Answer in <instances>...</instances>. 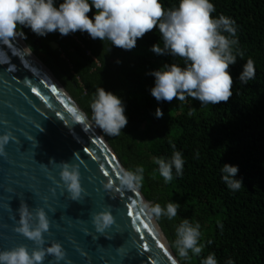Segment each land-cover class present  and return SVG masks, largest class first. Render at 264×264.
Instances as JSON below:
<instances>
[{"label":"trees","instance_id":"trees-1","mask_svg":"<svg viewBox=\"0 0 264 264\" xmlns=\"http://www.w3.org/2000/svg\"><path fill=\"white\" fill-rule=\"evenodd\" d=\"M62 2L54 0L57 7ZM159 2L168 10L179 0ZM209 2L215 6L213 18L223 14L236 22V50L243 53L229 66L233 95L216 105H201L190 97L184 102L175 98L158 102L151 96L155 78L148 73L164 64L185 66L179 57L150 51L158 43L163 47L158 29L139 38L132 50L111 46L107 39L94 40L86 32L40 37L30 28L20 31L89 119L97 87L122 100L127 125L116 137L101 132L125 169L145 168L140 191L149 202L180 205L176 218L157 222L181 264H201L210 253L218 264L228 260L264 264V0ZM94 13L92 9L89 18ZM248 59L254 61L256 74L243 85L239 76ZM157 109L162 117L155 115ZM174 150L182 153L183 174L177 177L173 169L172 181L165 183L154 160L170 159ZM225 164L238 167L234 177L242 181L238 191L229 190L222 181ZM183 219L200 224L204 245L199 256L189 252V260L180 258L172 246L175 227Z\"/></svg>","mask_w":264,"mask_h":264},{"label":"clouds","instance_id":"clouds-1","mask_svg":"<svg viewBox=\"0 0 264 264\" xmlns=\"http://www.w3.org/2000/svg\"><path fill=\"white\" fill-rule=\"evenodd\" d=\"M92 9L95 13L89 18L88 13ZM214 12L215 6L209 0H179L178 6L168 10L159 0H63L58 7L54 0H0V42L7 44L17 37L26 39L20 31L21 27H26L40 37L53 32H59L61 36L86 32L94 40L102 42L107 39L111 46L132 50L139 38L158 29L163 47L158 43L150 51L158 56L170 54L179 57L185 66L164 64L160 70L148 73L155 78L151 96L158 102H171L174 98L184 102L190 97L200 101L201 105H216L228 102L233 95L234 82L229 66L236 63L237 56L243 58V53L236 50L239 43L235 38L236 22L223 14L213 18ZM24 50L31 54L30 47ZM255 74L254 61L248 59L239 76L240 83L247 85ZM90 110L94 125L109 137L119 136L127 125L122 100L101 87L93 93ZM73 114L77 123L83 122L84 116ZM155 115L159 118L163 113L157 109ZM40 129V132L44 131L41 126ZM12 139L11 132L0 134V157L6 158L5 147ZM171 147L175 149L174 144ZM53 162L49 160V163ZM154 162L165 183L172 181L173 169L177 177L183 174L185 161L180 151L174 150L170 159L159 157ZM55 166L59 169L58 186H63L69 200L81 201L84 189L79 167L63 161ZM221 171L222 181L229 190L241 189L242 181L234 179L238 167L225 164ZM144 173L145 168L140 165L134 170L119 167L116 172L117 191L124 189L138 193L143 186ZM103 187L105 191H110L114 185L109 181ZM45 204L47 206L46 198ZM179 208L180 205L172 202L165 206L143 200L138 202L139 212L152 221H159L162 217L172 220L177 217ZM17 212L18 226L13 231L31 241L34 247L30 250L27 245L21 244L0 250V264H44L47 256L52 257L48 264H60L61 261L71 264L59 242L52 241L50 246H45L44 237L50 235V221L44 208L36 207L30 211L28 205L21 201ZM91 223L96 233L110 239L104 234L115 225L111 206L92 213ZM200 228L199 223H192L189 219L181 220L175 227L172 246L183 260L190 259L189 252L193 256L202 253L204 245L200 244ZM117 251H122V247ZM174 264L178 262L174 261ZM201 264H218L215 254L210 253ZM226 264H233V261L228 260Z\"/></svg>","mask_w":264,"mask_h":264},{"label":"water","instance_id":"water-1","mask_svg":"<svg viewBox=\"0 0 264 264\" xmlns=\"http://www.w3.org/2000/svg\"><path fill=\"white\" fill-rule=\"evenodd\" d=\"M23 42L18 37L0 42V134L13 136L6 158L0 157V250L34 247L13 231L24 201L30 211L44 208L50 221L45 246L59 242L71 264H181L158 222L139 212L138 202H149L141 191H117L116 172L124 166L101 130L51 70L32 51L27 54ZM74 112L84 116L82 123ZM61 161L79 167L84 189L79 202L58 186L55 165ZM109 181L114 187L105 191ZM107 206L115 218L104 234L110 239L91 223V214ZM50 260L47 256L44 264Z\"/></svg>","mask_w":264,"mask_h":264},{"label":"snow or ice","instance_id":"snow-or-ice-1","mask_svg":"<svg viewBox=\"0 0 264 264\" xmlns=\"http://www.w3.org/2000/svg\"><path fill=\"white\" fill-rule=\"evenodd\" d=\"M127 214H128L129 216H131V215H132V213H131L130 211H129ZM135 220H136V221H139V222H141V223H142V221H140V220H139V217H138V216H136V217H135ZM145 227H147V225H146V224H145Z\"/></svg>","mask_w":264,"mask_h":264},{"label":"bare ground","instance_id":"bare-ground-1","mask_svg":"<svg viewBox=\"0 0 264 264\" xmlns=\"http://www.w3.org/2000/svg\"><path fill=\"white\" fill-rule=\"evenodd\" d=\"M19 38V37H18ZM20 39V38H19ZM21 40V42L24 44V42H23V40L22 39H20ZM26 47V46H25Z\"/></svg>","mask_w":264,"mask_h":264}]
</instances>
